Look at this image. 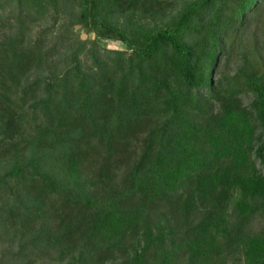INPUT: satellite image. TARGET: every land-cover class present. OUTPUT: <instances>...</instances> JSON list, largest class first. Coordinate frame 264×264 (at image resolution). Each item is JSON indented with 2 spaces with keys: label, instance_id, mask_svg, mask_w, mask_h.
I'll list each match as a JSON object with an SVG mask.
<instances>
[{
  "label": "trees",
  "instance_id": "obj_1",
  "mask_svg": "<svg viewBox=\"0 0 264 264\" xmlns=\"http://www.w3.org/2000/svg\"><path fill=\"white\" fill-rule=\"evenodd\" d=\"M262 17L0 0V264H264Z\"/></svg>",
  "mask_w": 264,
  "mask_h": 264
},
{
  "label": "rangeland",
  "instance_id": "obj_2",
  "mask_svg": "<svg viewBox=\"0 0 264 264\" xmlns=\"http://www.w3.org/2000/svg\"><path fill=\"white\" fill-rule=\"evenodd\" d=\"M170 2L173 8H178L184 1H191V0H167ZM40 28H36L35 32H38ZM72 31L74 34H77L78 37L82 40L86 39L87 37H93V34L88 35L80 25H76L72 28ZM251 34L254 35V37L258 38L259 43H264V17L254 24L251 28ZM108 48L115 49V48H121L122 46L115 43V42H108L107 43ZM248 102V99L246 100V103ZM253 230L256 232H259L260 230H264V221L259 220L254 223ZM0 246V255H1V248ZM49 264V263H44ZM242 264V263H241Z\"/></svg>",
  "mask_w": 264,
  "mask_h": 264
}]
</instances>
